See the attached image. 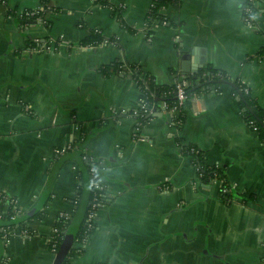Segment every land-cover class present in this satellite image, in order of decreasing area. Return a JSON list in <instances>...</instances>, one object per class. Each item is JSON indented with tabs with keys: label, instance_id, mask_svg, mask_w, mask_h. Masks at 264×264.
Wrapping results in <instances>:
<instances>
[{
	"label": "crops",
	"instance_id": "crops-1",
	"mask_svg": "<svg viewBox=\"0 0 264 264\" xmlns=\"http://www.w3.org/2000/svg\"><path fill=\"white\" fill-rule=\"evenodd\" d=\"M152 2L51 0L47 22L23 27L21 13L42 0H0V191L27 216L7 244L0 225L7 264H54L47 239L59 214L84 218L85 153L98 160L106 198L84 251L61 264H264V140L239 97L224 84L188 100L181 124L163 100L137 123L141 90L129 68L174 84L210 63L241 78L264 109V10L250 25L243 0H177L162 10L168 20L148 23ZM93 30L104 38L84 44ZM36 37L56 49H35ZM114 61L122 67L106 73ZM189 143L226 167L230 200L220 179L203 181Z\"/></svg>",
	"mask_w": 264,
	"mask_h": 264
},
{
	"label": "trees",
	"instance_id": "trees-1",
	"mask_svg": "<svg viewBox=\"0 0 264 264\" xmlns=\"http://www.w3.org/2000/svg\"><path fill=\"white\" fill-rule=\"evenodd\" d=\"M177 1V0H153L150 10L147 15L148 23L154 19H160L161 21L167 19L165 14L162 12L163 8H165L170 3ZM44 4V8H49L51 0H42ZM105 2V1H104ZM249 6L251 8L250 11L246 10V7ZM43 8V11L45 9ZM263 5L262 0H243L241 4V12L244 18L249 17L254 24H256L258 16L263 12ZM117 9V8H116ZM46 16V12H44ZM36 18H29L26 19L25 16L19 17V23L22 25L24 22L29 21L32 22ZM168 20V19H167ZM47 22V21H46ZM48 24V23H47ZM104 37L101 33L97 30H93L91 34L83 39V43H91L95 41H100ZM46 42H48L49 38L46 37ZM30 44H34L32 39L29 41ZM260 54H264V47L261 48ZM122 64L120 61H114L112 63L106 64L103 67V70L106 73H110L113 69L121 68ZM130 70L132 76L137 80L140 90L141 96L143 101V107L148 111L138 116L137 123L144 124L146 123L151 114L159 108V103L163 100L167 101L170 105H173L177 102V87L175 84H161L156 81V79L151 75V73L145 71L142 67L137 65H130ZM189 80V85L186 89L188 95L194 93H200L209 91L213 88L220 90L221 86L224 84L217 82L216 80L220 78H230L235 83L236 86H231L232 92L239 97V101L241 103L243 109V115L248 123H252L253 126L257 127V131L260 133L261 138L264 140V109L261 107L255 98H253L248 86L246 83L242 81L241 78H233L223 72L220 69H217L212 64L208 63L203 68H201L197 73L194 75L186 76ZM197 84H201L196 89L191 90V88ZM248 88V90H247ZM144 110V109H143ZM152 110V113L150 112ZM142 111V110H141ZM183 151L186 154H193L195 162H197L199 166V170L201 173V178L203 181L212 182L213 180L220 179L222 181L221 188H220V197L223 201H228L232 198V183L229 180L226 167L219 165V163H209L204 155V152L200 150L195 144L189 143L184 145ZM88 164V163H87ZM89 166V164H88ZM229 188L228 191H224V188ZM95 186L91 185L90 189L88 190V201L85 206L84 210V218L82 220L75 221L78 224V231L75 237V240L72 245H75L77 242L81 241L84 235L86 234V230L88 228L87 224V215L89 208L91 207L93 197L96 193ZM231 191V192H230ZM99 194L102 192H98ZM76 203L81 202V196L79 195L78 198L75 199ZM11 209L12 206H8L4 200H0V216L3 218H7L9 225L13 226L17 221L21 222L22 224L25 221H21L19 218L12 219L11 218ZM73 224V220L71 218H64L58 217L56 226L60 229V236L59 237V248L62 244L64 236L69 231ZM70 247L67 255L63 258L65 260L67 257L73 256L77 252H83L84 247ZM2 259L0 254V260ZM62 260V261H63Z\"/></svg>",
	"mask_w": 264,
	"mask_h": 264
},
{
	"label": "built area",
	"instance_id": "built-area-1",
	"mask_svg": "<svg viewBox=\"0 0 264 264\" xmlns=\"http://www.w3.org/2000/svg\"><path fill=\"white\" fill-rule=\"evenodd\" d=\"M46 10V8H44ZM247 11H250L251 8L249 6L246 7ZM43 8H29L26 9L25 11H23L21 13V16H25L26 19L29 18H36L37 20L41 21V22H46V16L44 15ZM246 20V22L250 25H254V23L252 22V20L247 17L244 18ZM28 25H30L29 21H26L22 24L23 27H28ZM36 41L39 42L38 46H35V49L37 50H55L56 49V45H54L53 43L50 42H46V41H41V39L39 37H36L35 39ZM189 80L185 79L183 76L179 77L176 82L174 83L177 87V96H178V100L176 103H174L173 105H170L167 101H163V107L164 109L168 110L171 114L173 119L175 120L176 123L181 124L183 121V114H184V107L185 104L188 100L192 101L193 103L197 100V98L200 96L198 93H194L191 95H188L186 89L189 85ZM248 90V88H247ZM143 99L142 96L140 97V102H139V107L134 111V113L137 115V118L139 115L147 112L148 110L143 107ZM144 109V110H143ZM142 110V111H141ZM199 108L196 107L194 105V112H198ZM152 113V110L150 111ZM250 125L253 127V129L257 130L256 126H253L252 123H250ZM140 124L137 125V129H139ZM73 145L69 144L66 146H60V147H55L54 149V153H65L67 150L72 149ZM84 158L87 160L88 164H89V173H90V177H91V184L93 186H95L96 188V193L93 197L92 200V204L91 207L89 208L88 211V215H87V224H88V228L86 230V234L84 235V237L82 238L81 241L77 242L74 246L76 247H82L83 243L86 241L89 233L91 232V230L94 228L95 226V217H96V213L97 210L103 205L105 198H106V185L105 183L101 180L100 176H99V163L98 160H96L95 158H93V156H90L89 154H84ZM200 172V170H199ZM229 188L225 187L224 191H228ZM98 192H102V193H98ZM0 200H4L8 206H12L11 209V218L12 219H16L18 218V214H19V208H18V198L8 195L2 191H0ZM59 217H64V218H70L69 214L66 212H61L59 214ZM13 228L14 226H11L9 224H4L1 227V239L3 240V242L5 244H7L10 240V237L13 233ZM21 234L23 235H28L29 233V229L27 227H22L20 229ZM60 229L55 225L54 228V233L52 237H48V244L51 248V250H53L54 252H58L59 250V237L60 236ZM0 264H7V261L5 260V258L2 257V259L0 260Z\"/></svg>",
	"mask_w": 264,
	"mask_h": 264
},
{
	"label": "water",
	"instance_id": "water-1",
	"mask_svg": "<svg viewBox=\"0 0 264 264\" xmlns=\"http://www.w3.org/2000/svg\"><path fill=\"white\" fill-rule=\"evenodd\" d=\"M200 59L201 60L198 61L197 65H195V67L193 69V71H195V72H197L198 69L203 66V63L206 62L205 57H201ZM216 81L220 82L222 84H227L229 86H236V83L230 78H220V79H218ZM200 85L201 84H197V85L193 86L191 88V90L196 89ZM233 191H234V194H235L236 193L235 190H233ZM84 202H87V194L84 195ZM25 218H27L26 215H23L22 217H19L20 220L25 219ZM7 223H8V221L3 220V219L0 218V225L1 224L4 225V224H7ZM77 231H78V224L73 223L71 228L69 229V231L64 236L62 244H61V246H60V248H59V250H58V252H57V254L55 256L54 264H61V261L67 255L71 245L73 244V242L75 240Z\"/></svg>",
	"mask_w": 264,
	"mask_h": 264
}]
</instances>
